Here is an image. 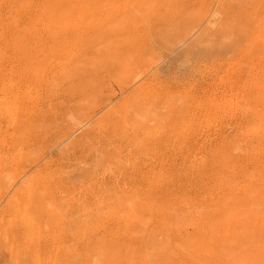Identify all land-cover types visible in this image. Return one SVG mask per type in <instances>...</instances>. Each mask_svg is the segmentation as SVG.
<instances>
[{"label": "rangeland", "instance_id": "obj_1", "mask_svg": "<svg viewBox=\"0 0 264 264\" xmlns=\"http://www.w3.org/2000/svg\"><path fill=\"white\" fill-rule=\"evenodd\" d=\"M181 1L187 8L197 2ZM254 2L211 0L212 9L222 11L215 26L197 7L176 17L163 4L138 22L143 36L129 76L109 62L115 36L87 33L66 45L72 79L18 82L20 90L31 83L38 90L22 101L18 125L0 118V264H96V242L106 236L107 213L119 207L120 194L140 192L152 178L163 188L191 182L204 198L197 184L209 185L212 169L222 166L219 144L246 157L242 116L259 90L239 92L248 72L240 56ZM27 5L39 2L19 3L20 30L36 14L24 10ZM39 42L52 48L57 41L44 33ZM25 68L19 64L16 71ZM228 98L231 106H225ZM210 100L221 109L207 120ZM202 157L204 170L193 172L191 160ZM134 255L130 264L148 261L141 249Z\"/></svg>", "mask_w": 264, "mask_h": 264}, {"label": "bare ground", "instance_id": "obj_2", "mask_svg": "<svg viewBox=\"0 0 264 264\" xmlns=\"http://www.w3.org/2000/svg\"><path fill=\"white\" fill-rule=\"evenodd\" d=\"M22 1L25 0H0V118L4 117L9 125L20 123L22 101L31 99L33 90H38L32 83L20 90L18 82L27 77L38 84L47 76L52 82L73 78L74 63L66 46L70 39L87 33L96 39L115 36L109 62H118V70L129 76L135 47L143 36L138 22L153 10L166 4L170 5V12L181 17L191 15L197 7L206 13L209 25L215 26L222 19V11L213 10L211 0H195L193 6L188 3L189 8L181 0H37L39 6L24 8L36 14L27 28L20 30L17 16ZM116 1L119 5L114 6ZM254 8L253 18L242 32L244 45L240 56L247 60L248 72L246 84L239 92L259 90L257 95L249 96L248 109L242 116L246 123L241 136L247 138L249 146L247 155L243 151L246 157H238L218 143L222 166L212 169L209 185L197 184L204 190V198L196 193L191 182L163 188L160 180L152 178L145 180L142 191L120 194L119 207L107 213L111 226L106 236L96 242V264H130L137 249L148 256L145 264H264V5L256 0ZM249 9L253 8L245 10ZM137 11H142L139 16ZM44 33L56 39L54 47L40 44ZM19 64L26 68L16 71ZM231 75L227 82L233 89ZM232 98L225 100V106L232 105ZM209 108L207 120L214 115V108L221 109L213 100ZM202 158L191 160L193 172L204 170ZM224 165L234 168V172ZM158 236H162L161 240Z\"/></svg>", "mask_w": 264, "mask_h": 264}]
</instances>
